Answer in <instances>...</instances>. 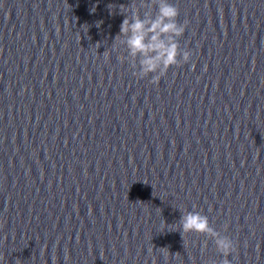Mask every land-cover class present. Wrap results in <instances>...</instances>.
<instances>
[{
    "label": "water",
    "instance_id": "95a60500",
    "mask_svg": "<svg viewBox=\"0 0 264 264\" xmlns=\"http://www.w3.org/2000/svg\"><path fill=\"white\" fill-rule=\"evenodd\" d=\"M132 2L0 0V264H223L180 208L264 264V0H170L158 84L113 50Z\"/></svg>",
    "mask_w": 264,
    "mask_h": 264
},
{
    "label": "clouds",
    "instance_id": "9594fccd",
    "mask_svg": "<svg viewBox=\"0 0 264 264\" xmlns=\"http://www.w3.org/2000/svg\"><path fill=\"white\" fill-rule=\"evenodd\" d=\"M121 6L124 5H120V9ZM141 8L144 9L142 15ZM121 13L124 14V19L113 39V50L119 52L118 58L122 63H130L134 70L132 74L136 78H147L151 75L149 83L158 84L171 66H179L190 60L191 50L181 52L178 40L186 30L187 21L178 22L179 9L170 0H139V3L133 0ZM100 23H97V27ZM105 53L106 50L103 55L107 59ZM180 210L182 214L178 221L179 228L168 230L180 231L182 239L189 232L206 234L214 240L216 249L224 255L223 264H228L227 256L235 249L233 240L215 230L208 217L201 212L182 208Z\"/></svg>",
    "mask_w": 264,
    "mask_h": 264
}]
</instances>
